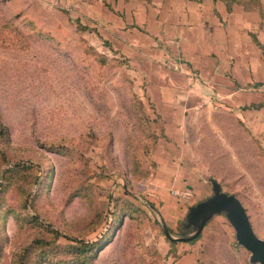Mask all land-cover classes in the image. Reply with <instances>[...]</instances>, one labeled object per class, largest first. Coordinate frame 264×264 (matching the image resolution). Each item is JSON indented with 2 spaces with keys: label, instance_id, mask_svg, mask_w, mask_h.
<instances>
[{
  "label": "rangeland",
  "instance_id": "1",
  "mask_svg": "<svg viewBox=\"0 0 264 264\" xmlns=\"http://www.w3.org/2000/svg\"><path fill=\"white\" fill-rule=\"evenodd\" d=\"M125 1L102 0L111 12ZM79 13L71 0H0V264H251L221 213L190 241L162 229L189 234L211 177L264 240V140L238 118L245 105L176 92L166 130L153 76Z\"/></svg>",
  "mask_w": 264,
  "mask_h": 264
},
{
  "label": "crops",
  "instance_id": "2",
  "mask_svg": "<svg viewBox=\"0 0 264 264\" xmlns=\"http://www.w3.org/2000/svg\"><path fill=\"white\" fill-rule=\"evenodd\" d=\"M71 3L135 71L153 76L150 98L168 124L166 130L179 120V111L171 114L180 106L172 98L176 92L206 103L214 91L235 108L245 105L238 118L264 140V0L251 6H227L220 0H127L117 3L118 14L102 0ZM171 61L179 66H169ZM206 182L200 184L201 192Z\"/></svg>",
  "mask_w": 264,
  "mask_h": 264
},
{
  "label": "water",
  "instance_id": "3",
  "mask_svg": "<svg viewBox=\"0 0 264 264\" xmlns=\"http://www.w3.org/2000/svg\"><path fill=\"white\" fill-rule=\"evenodd\" d=\"M210 185V194L187 208L184 217L185 227H189V234L183 237L169 236L164 223L162 229L171 240L190 241L201 232L205 223L214 215L223 214L234 232L237 245L243 247L248 253L251 264H264V240L257 237L250 225L248 216L237 197L221 190L220 184L213 178L207 179Z\"/></svg>",
  "mask_w": 264,
  "mask_h": 264
},
{
  "label": "trees",
  "instance_id": "4",
  "mask_svg": "<svg viewBox=\"0 0 264 264\" xmlns=\"http://www.w3.org/2000/svg\"><path fill=\"white\" fill-rule=\"evenodd\" d=\"M231 2L239 3L237 0H232ZM96 246H97V244L95 242L81 243V245L79 246V251H78V253H80V254H78V255L82 256L83 259H87V258L90 259L91 256L93 258V255H89V254H86V253L95 250ZM96 251H98L97 248L95 250V253H96ZM94 255H96V254H94Z\"/></svg>",
  "mask_w": 264,
  "mask_h": 264
},
{
  "label": "built area",
  "instance_id": "5",
  "mask_svg": "<svg viewBox=\"0 0 264 264\" xmlns=\"http://www.w3.org/2000/svg\"><path fill=\"white\" fill-rule=\"evenodd\" d=\"M179 195H181L184 198H188L191 196V192L188 189H186L183 192H180Z\"/></svg>",
  "mask_w": 264,
  "mask_h": 264
}]
</instances>
